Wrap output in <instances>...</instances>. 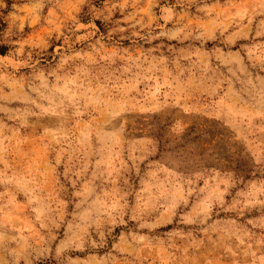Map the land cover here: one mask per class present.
<instances>
[{"label":"rangeland","instance_id":"374dc122","mask_svg":"<svg viewBox=\"0 0 264 264\" xmlns=\"http://www.w3.org/2000/svg\"><path fill=\"white\" fill-rule=\"evenodd\" d=\"M0 264H264V0H0Z\"/></svg>","mask_w":264,"mask_h":264}]
</instances>
